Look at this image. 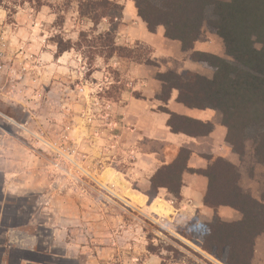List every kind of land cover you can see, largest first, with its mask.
I'll return each instance as SVG.
<instances>
[{"label":"rangeland","instance_id":"1","mask_svg":"<svg viewBox=\"0 0 264 264\" xmlns=\"http://www.w3.org/2000/svg\"><path fill=\"white\" fill-rule=\"evenodd\" d=\"M110 2L134 8L132 0ZM87 4L83 0H0L3 146L18 147L24 151L22 157L35 160L39 176L34 177V183L40 184L41 192L54 188L57 180V222L70 230L66 241L71 250L66 253L74 254L79 264L88 260L90 264H222L199 247L202 225L217 218L238 221L237 212L229 208L200 209L192 212L190 222L180 224L150 214L145 207L133 208L121 197L123 188L118 186V182L125 185L126 181L139 193L147 189L133 182L129 174L140 159L125 139L128 126L116 113L122 95L132 93L141 80L148 82L152 93L160 85L155 79L158 72L189 71L210 79L212 69L190 61L178 43L171 41L156 42L152 49L136 43L125 47L132 50L125 55L129 57L119 58L116 52L108 57L110 50L95 42L98 36L109 33L116 45L121 12L96 11L103 16L97 19L85 13ZM60 41L71 49L57 57ZM194 50L225 58L221 40L205 27ZM148 60L152 66L146 65ZM132 63L141 65L144 71L128 74ZM132 94L140 97L139 91ZM205 116L217 121L220 114L212 110ZM251 138L246 140L242 157L222 143L220 152L235 167L243 193L264 203V165L257 164L253 157ZM51 144L60 153L55 155ZM141 145H136L140 152L157 149L156 145L147 149ZM164 154L173 155L168 148ZM84 157L88 158V177L75 166ZM166 157L159 154L157 159L167 161ZM173 203L179 208L180 202ZM68 206L72 207V217L78 219L62 222ZM251 264H264V234L255 241Z\"/></svg>","mask_w":264,"mask_h":264},{"label":"trees","instance_id":"2","mask_svg":"<svg viewBox=\"0 0 264 264\" xmlns=\"http://www.w3.org/2000/svg\"><path fill=\"white\" fill-rule=\"evenodd\" d=\"M83 1L88 2L85 13L97 19L103 18L98 11H122L108 0ZM132 1L137 16L150 33L162 27L164 38L177 42L190 61L213 71L210 79L189 71L156 73L161 104L166 105L176 91V102L187 109L219 112L225 128L224 139L231 151L242 157L251 135L253 157L257 164L264 165V0ZM204 27L221 40L225 58L194 50ZM95 43L110 50L108 57L114 52L119 58L132 53L128 48L116 46L109 33L98 36ZM70 49L60 41L56 56ZM145 63L153 65L150 60ZM159 111L168 115L167 127L174 134L206 137L211 132L208 122L179 116L164 107ZM189 156L187 150L179 149L169 164L156 171L145 192L148 201L156 198L159 189H165L179 201L182 174L187 171L204 176L207 179L204 205L212 210L229 208L240 218L234 222L217 218L213 223L203 224L199 247L222 264H251L255 241L264 234V203L243 193L239 175L228 161L210 157L206 169L194 171L187 167ZM189 226L194 231L192 223Z\"/></svg>","mask_w":264,"mask_h":264},{"label":"crops","instance_id":"3","mask_svg":"<svg viewBox=\"0 0 264 264\" xmlns=\"http://www.w3.org/2000/svg\"><path fill=\"white\" fill-rule=\"evenodd\" d=\"M119 19L116 46L131 48L132 45L139 43L152 49L156 42L164 44V41H169L164 38L162 27H157L153 33H150L137 16L135 7L123 6ZM118 65L119 62L116 59V66ZM144 69L141 65L132 63L128 66L127 73L135 75ZM147 84V81L141 80L137 85L138 88L133 90L132 93L139 91V98L134 97L132 93H125L119 104L116 103V111H118L116 113L122 115L120 121L128 126L125 128L127 129L125 139L140 159L138 163H135L136 167L129 170L133 182H140L148 189L151 177L161 166L169 164L179 149H185L190 153L187 167L194 171L206 169L210 157H221L226 160L220 152V150L223 151L221 143L229 147L224 139L225 128L221 125V116L219 120L213 121L210 117H203V114L212 110L187 109L176 102V91L171 93L166 105H162L158 100L160 85L156 86L155 91L149 93ZM125 95L126 98H124ZM160 107L179 116L210 123L212 126L210 134L206 137H190L172 133L167 127L168 115L160 112ZM3 137L2 135L0 137V264H79L73 257L74 254L66 253L71 250L70 243L66 241L70 230H67V226L63 224L58 225L57 222L58 198L55 193L57 180L53 182L54 188H47L41 192L40 184L36 186L34 183V177L39 176L38 170H35V160L33 162L30 160L31 157L27 160L26 156L22 157L24 151L18 147L3 146ZM140 143L146 149L149 145H156L157 149L140 152L136 148V145ZM165 148L172 151V157H166ZM50 150L54 151L55 155L60 153L54 144H51ZM159 154L168 160H158ZM30 161L32 163L29 164ZM75 166L80 172L86 174V177L90 175L87 169L89 167L87 157ZM101 174V172L97 174L98 185H101L99 180ZM124 183L125 185L118 182V186L123 188L119 193L128 204L135 209L145 207L146 212L163 220H174L180 224H186L192 219L194 211L200 209L217 211L225 208L212 210L204 205L207 179L198 173L186 171L182 174L179 201L165 189H159L156 198L149 202L145 195L146 191L139 193L131 187L130 183L126 181ZM173 201L180 202L179 208L174 206ZM69 207L61 217L62 222L78 219L76 216L72 217L73 215L69 212L72 207ZM185 211L188 212L184 214ZM78 214L82 217V212ZM89 262L88 260L84 264H90Z\"/></svg>","mask_w":264,"mask_h":264},{"label":"bare ground","instance_id":"4","mask_svg":"<svg viewBox=\"0 0 264 264\" xmlns=\"http://www.w3.org/2000/svg\"><path fill=\"white\" fill-rule=\"evenodd\" d=\"M162 206V205H161ZM154 207V206H153ZM160 212V211H159ZM167 214V213H166ZM167 216V215H166Z\"/></svg>","mask_w":264,"mask_h":264}]
</instances>
